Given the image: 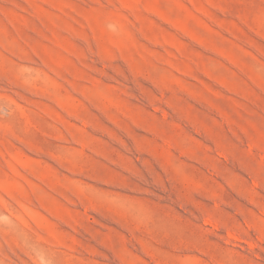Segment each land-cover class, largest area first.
Instances as JSON below:
<instances>
[{
    "label": "rangeland",
    "instance_id": "rangeland-1",
    "mask_svg": "<svg viewBox=\"0 0 264 264\" xmlns=\"http://www.w3.org/2000/svg\"><path fill=\"white\" fill-rule=\"evenodd\" d=\"M0 264H264V0H0Z\"/></svg>",
    "mask_w": 264,
    "mask_h": 264
}]
</instances>
